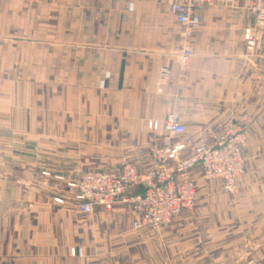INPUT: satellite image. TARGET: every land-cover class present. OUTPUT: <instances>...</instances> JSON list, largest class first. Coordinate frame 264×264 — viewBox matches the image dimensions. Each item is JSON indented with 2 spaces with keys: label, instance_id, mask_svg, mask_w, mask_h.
Masks as SVG:
<instances>
[{
  "label": "crops",
  "instance_id": "crops-1",
  "mask_svg": "<svg viewBox=\"0 0 264 264\" xmlns=\"http://www.w3.org/2000/svg\"><path fill=\"white\" fill-rule=\"evenodd\" d=\"M169 3L0 0V264H264V0L207 5L189 38ZM170 113L190 145L243 129L240 189L201 191L158 231L124 202L80 212L67 183L125 159L147 171L149 123Z\"/></svg>",
  "mask_w": 264,
  "mask_h": 264
},
{
  "label": "built area",
  "instance_id": "built-area-1",
  "mask_svg": "<svg viewBox=\"0 0 264 264\" xmlns=\"http://www.w3.org/2000/svg\"><path fill=\"white\" fill-rule=\"evenodd\" d=\"M216 2L233 4L235 0H170L169 9L182 26L184 37L189 38L200 24V12ZM245 39L249 48L255 46L252 29L245 30ZM192 55L189 45L182 46V73L188 69ZM149 127L161 137V143L152 146L153 165L147 171L140 172L134 162L125 159L119 169H87L67 183L75 192L80 212L94 214L97 207L112 210L117 202H127L135 214L132 225L136 230L158 231L195 206L196 172L205 182H221L230 194L240 189L246 173L243 147L247 137L243 129H228L215 144L201 141L190 145L177 139L186 128L176 113L168 114L163 121L150 122Z\"/></svg>",
  "mask_w": 264,
  "mask_h": 264
},
{
  "label": "rangeland",
  "instance_id": "rangeland-1",
  "mask_svg": "<svg viewBox=\"0 0 264 264\" xmlns=\"http://www.w3.org/2000/svg\"><path fill=\"white\" fill-rule=\"evenodd\" d=\"M244 152V151H243ZM119 155V154H118ZM118 156L116 155V154H114V158H117ZM121 167V163H119V161H115L114 162V165H111V166H107V168H103V169H119ZM246 173H247V157H246ZM246 173H245V175H246ZM197 184H198V181H197ZM198 193H197V199H196V203H195V206L191 209V210H194L195 208H197L198 206H199V201H200V199H199V193L201 192V191H217V190H224L225 191V189H224V187H223V185H222V183L221 182H219V181H216V180H214V181H209V182H205L204 181V183L203 184H198ZM226 192V191H225ZM56 200V199H55ZM123 204V203H122ZM124 204H127V205H125L124 207H131L132 208V206H131V204H129V203H125L124 202ZM117 205V204H116ZM115 207V206H114ZM129 209V210H128ZM127 210L128 211H130V212H128L129 213V215H128V217H129V222L132 224V219H133V213H132V211H131V209L130 208H128ZM191 210H187V211H183L177 218H175L174 220H173V222H175L176 220H178L180 217H181V215L183 214V213H185V212H188V211H191ZM173 222H171L170 224H172ZM170 224H168V225H170ZM168 225H166V226H168ZM133 226V225H132ZM164 228V227H163ZM133 229L135 230V231H140V230H136L134 227H133ZM162 229V228H161ZM160 229V230H161ZM151 230V229H150ZM152 231H154V230H152ZM211 250H212V248H210ZM210 258L209 259V261H206V259H208V258ZM206 257V259L205 258H203V260H204V264H216V256H213V255H209V256H207ZM227 258V257H226ZM211 260V261H210ZM206 261V262H205ZM225 264H233L232 262H226Z\"/></svg>",
  "mask_w": 264,
  "mask_h": 264
}]
</instances>
